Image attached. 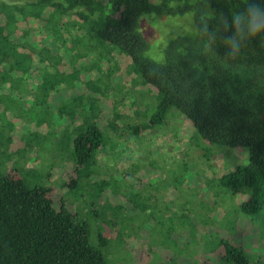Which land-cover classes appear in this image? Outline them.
<instances>
[{"label": "trees", "instance_id": "trees-1", "mask_svg": "<svg viewBox=\"0 0 264 264\" xmlns=\"http://www.w3.org/2000/svg\"><path fill=\"white\" fill-rule=\"evenodd\" d=\"M14 1L0 0V114L5 99L10 101L7 108L16 110L20 105L12 95L28 94L36 106L42 105L33 118L74 133L73 169L66 173L71 179L65 185L86 188L91 195L98 192L105 199L109 173H104L99 157L102 147L110 146L115 156L114 148L134 137L145 144L141 136L175 108L181 118L177 125L193 126L191 140L245 153L246 163H233L216 179L243 196L242 213L252 215L264 208V35L242 41L235 57L226 56L225 45L237 30L225 26V17L243 10L248 0H209L207 9L203 2L191 0ZM187 11L195 12V32L172 38L163 61L149 57L139 17ZM125 68L134 84L159 96L150 114L141 106L133 115L125 114L118 105L111 79ZM82 82L87 92L79 86ZM6 121L11 125L8 117ZM52 131L56 136L50 129L47 135ZM35 136L34 131L30 140ZM17 148L13 143L12 149ZM208 150L200 152L204 160L213 154ZM52 170L45 173L54 177L58 171ZM107 202L100 200L101 208L93 212H102ZM202 210L204 218L214 214ZM75 214L63 199L55 198L50 186H29L17 170L0 172V264H110L104 252L112 239L109 227L99 229L98 246H93L88 222ZM201 230L193 236L195 243L200 233L205 246L212 240L218 248L216 261L199 264H264V258L252 260L243 246L214 235L218 226Z\"/></svg>", "mask_w": 264, "mask_h": 264}, {"label": "rangeland", "instance_id": "rangeland-1", "mask_svg": "<svg viewBox=\"0 0 264 264\" xmlns=\"http://www.w3.org/2000/svg\"><path fill=\"white\" fill-rule=\"evenodd\" d=\"M191 1L203 2L205 8H209V0ZM138 25L149 42L148 56L161 62L164 49L172 38L195 32V12L143 14ZM132 76L126 68L118 69L112 75L118 105L127 111L125 114L133 115L137 106L148 109L150 114L159 96L149 87L134 84ZM83 83L79 86L87 92ZM12 101L20 105L16 110L7 108L8 99L1 104L0 119L4 124L0 122V172L17 170L29 186L53 188L57 200L63 199L77 218L88 222L93 246H98L99 229L104 231L109 227L107 230L112 239L104 252L110 264H199L204 259L216 261L214 250L218 247L215 241L208 240L210 245L205 246L204 234L199 233L196 244L193 236L200 229L203 232L217 226L220 231L214 235L221 234V238L243 246L252 260L264 258V208L252 215L242 213L243 196L222 187L216 179L233 163H246L248 157L241 150L227 151L218 145L208 146L201 139L202 142L197 138L191 140L194 128L183 122L177 125L176 120L181 118L175 108L169 111L162 124L141 136L145 144H140L134 137L114 148L115 156L110 154V146L102 147L99 157L105 164L104 173H109L106 177L108 190L102 199L98 192L91 195V190L86 188L74 189L65 185L71 179L66 177V173L73 169L70 154L74 133L66 131L64 125L57 131L55 124L48 127L45 126L47 121L33 118L37 110L42 111V105L36 106L35 99L28 94L12 95ZM105 101L111 102V99ZM141 101L144 104H140ZM20 108L30 110L29 115ZM2 116H6L5 119ZM7 117L11 125L7 123ZM29 120L44 125H35ZM54 120L56 123V117ZM48 129L55 130L56 136L53 131L48 136ZM34 131L35 139L30 140ZM13 143L19 148L12 149ZM203 149L213 153L207 160L200 154ZM52 167L58 171L54 177L49 172L45 173L53 171ZM100 200L109 202L102 212H93L94 208H101ZM202 208H209L214 214L204 218L207 215ZM235 227V231L225 230Z\"/></svg>", "mask_w": 264, "mask_h": 264}, {"label": "clouds", "instance_id": "clouds-1", "mask_svg": "<svg viewBox=\"0 0 264 264\" xmlns=\"http://www.w3.org/2000/svg\"><path fill=\"white\" fill-rule=\"evenodd\" d=\"M228 25L237 30L225 40L226 56L235 57L240 54L242 41L264 35V0H248L243 10L225 17V26Z\"/></svg>", "mask_w": 264, "mask_h": 264}]
</instances>
